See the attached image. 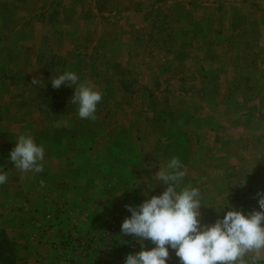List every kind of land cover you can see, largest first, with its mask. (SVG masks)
<instances>
[{
  "label": "rangeland",
  "instance_id": "374dc122",
  "mask_svg": "<svg viewBox=\"0 0 264 264\" xmlns=\"http://www.w3.org/2000/svg\"><path fill=\"white\" fill-rule=\"evenodd\" d=\"M115 1L97 0L99 15L94 19H69L72 28L86 31L74 38L64 36L60 28L61 3L0 0V86L6 90H0L2 127H33L42 117L50 120L44 127H73L79 121L76 105L69 100L73 89H53L47 78L69 70L93 82L96 75L99 78L95 60L103 56L101 78L116 77L114 91L118 89L123 99H118L116 110L107 101L99 121L106 127H167L159 135L151 129L140 132V138L150 142L151 157L162 156L156 140L165 138L171 141L167 156L188 150L196 162H183L187 171L193 167L213 174L215 200L229 187L233 209L256 208L254 197L264 191V0H119L118 6ZM120 1L134 2L139 10L126 12ZM72 2L75 16L85 8L96 9L94 0ZM234 2H240L236 9L230 5ZM146 5L151 10L143 14ZM115 11L118 15L112 19L108 14ZM240 12L244 16L229 26L228 15ZM34 23L44 25L41 33L32 31ZM41 40L55 53L37 51ZM36 59L45 63L43 68ZM19 77L27 81L18 83ZM94 87L98 90L100 84ZM30 100L45 101L46 114L42 116L39 107L31 110ZM110 218L97 236L79 232L100 238L103 226H121L125 217ZM118 235L125 243H135L120 228ZM15 250L3 247L0 257H10ZM64 256L60 254L56 264H92L83 260L81 250L74 251V259ZM97 261L105 264L103 258ZM0 264L17 262L0 258Z\"/></svg>",
  "mask_w": 264,
  "mask_h": 264
},
{
  "label": "crops",
  "instance_id": "0c3cea01",
  "mask_svg": "<svg viewBox=\"0 0 264 264\" xmlns=\"http://www.w3.org/2000/svg\"><path fill=\"white\" fill-rule=\"evenodd\" d=\"M37 1L61 3L58 9V20L62 23L60 28L64 36L78 38L86 34L81 26L72 28L73 24L69 23V19L82 21V18L94 19L96 14L99 15L97 0H94L96 7L94 12L93 8L89 11L85 8V13L81 14L80 10L77 16L73 8L69 7V4L73 3L72 0H69V3L67 0ZM81 1L85 4L89 0ZM118 3L119 0L115 1L114 5L118 6ZM120 3L125 4L126 12H129L128 8L130 11L139 10L134 2L126 4L120 1ZM239 4L240 2L230 3L234 9ZM150 10L151 8L149 9L146 5V8H143V14ZM244 13L228 15V25L230 26V21L234 24L236 21L239 22ZM105 14L107 13L101 14L99 19H103ZM116 14L118 15L117 11L108 15ZM129 17L132 18L131 14ZM43 27L44 25L38 24L35 26L34 23L32 31L41 33ZM118 29L121 31L119 27ZM239 29L243 30L244 26L241 25ZM53 34L54 31L50 30L49 35ZM100 37L101 35L98 41L101 44ZM40 44L37 51L43 48L50 51L51 55L55 53L54 47H48L46 42L41 40ZM121 46L115 45L116 48ZM53 60L54 58H51L50 62L52 63ZM36 62L39 68L44 67L45 63H41L38 59ZM95 65L99 74L98 79L96 75L95 80L89 82L88 78L80 77L82 81L86 80L93 86L100 84L98 91L103 92L102 100L97 106L95 120L79 119L73 127H44L49 126L47 122L50 120L42 117L39 123L38 120L36 124L33 123V127H2L0 118V165L5 166L4 171L8 173L7 182L0 185V252L3 247L8 250L10 247L16 248L13 253L9 252L10 257H0L1 259H14L17 264H56L60 254L65 252L60 250L62 234L82 230L90 233L89 235L97 236L101 224L108 218L130 215L125 211V205L141 203L144 199L142 189L146 185H142L141 189L130 190L138 185L137 179L154 175L158 171V167H151L152 164L163 165L167 157L172 156L179 157L182 162L189 160L190 163L196 162V156L190 154L188 150L167 156L166 146L171 141L167 142L165 138L156 140L157 147H163L160 151L162 156L155 158L148 154L147 146L150 142L145 138L141 139L140 132H150L148 130L151 129L154 134L159 135L161 128L167 127H106L103 121H99V116L104 113V104L107 101L113 102V110H116L117 101L123 99V95H120L118 89L114 91L116 77L111 81L101 78L102 68L105 65L103 56H98ZM19 79L18 83L27 81L21 77ZM47 79L49 82V76ZM63 88L62 86L59 91ZM0 90L6 91L3 86H0ZM70 94V96L73 95V93ZM64 96L63 93V98ZM53 97L54 94L51 100ZM42 100L39 104L30 100L29 108L31 110L42 108L40 114L44 116L46 111L42 105L45 101ZM35 114H37L36 111ZM39 124L43 127H39ZM20 135H30L38 144L44 145L45 159L42 173H21L8 161V154ZM188 143L189 141L187 145H190ZM151 158L155 159L153 163ZM144 164L149 165V170L143 169ZM185 182L202 189L205 195V206H215L216 189L212 173H200L192 167L187 171ZM161 191L163 189L157 187L151 194L159 195ZM123 192L125 193L122 195ZM202 211H206L205 222H214L217 219L213 209H202ZM148 246L151 247V244L149 243ZM169 264H178L174 254Z\"/></svg>",
  "mask_w": 264,
  "mask_h": 264
},
{
  "label": "clouds",
  "instance_id": "9594fccd",
  "mask_svg": "<svg viewBox=\"0 0 264 264\" xmlns=\"http://www.w3.org/2000/svg\"><path fill=\"white\" fill-rule=\"evenodd\" d=\"M49 85L73 89L70 101L76 105L78 118L95 120L102 91L69 70L51 76ZM7 159L21 173L39 174L44 171L45 147L30 135H20ZM4 167L0 165V185L8 180ZM151 167L158 171L137 179L138 185L130 190L146 185L143 201L125 205L130 215L123 219L120 233L132 237L140 250L126 255L124 264H169L173 254L178 264H264V191L256 193L257 207L250 211L231 207L229 187L217 197L215 206H205L202 189L185 182L187 170L179 157ZM143 169L149 170V165ZM157 187L163 191L152 195ZM209 208L217 216L214 222H205L202 209Z\"/></svg>",
  "mask_w": 264,
  "mask_h": 264
},
{
  "label": "built area",
  "instance_id": "2783aa9c",
  "mask_svg": "<svg viewBox=\"0 0 264 264\" xmlns=\"http://www.w3.org/2000/svg\"><path fill=\"white\" fill-rule=\"evenodd\" d=\"M103 228L99 233L101 239L87 237L79 232L81 230L62 234V249L65 251L63 260L73 258L74 251L81 250L84 253L83 260L90 261L92 264H102L97 261L102 258L105 264H124L126 255L139 251L136 243H125L117 237L120 228L118 223H107ZM100 251L101 254L98 253ZM83 264L88 263L83 262Z\"/></svg>",
  "mask_w": 264,
  "mask_h": 264
}]
</instances>
